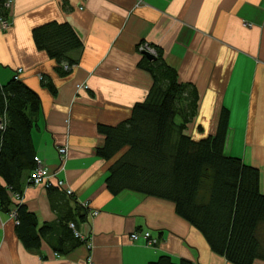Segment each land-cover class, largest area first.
Here are the masks:
<instances>
[{
  "label": "crops",
  "instance_id": "obj_1",
  "mask_svg": "<svg viewBox=\"0 0 264 264\" xmlns=\"http://www.w3.org/2000/svg\"><path fill=\"white\" fill-rule=\"evenodd\" d=\"M10 1L4 9L8 27L0 22V83L21 68L20 80L39 93L33 141L54 184L52 189L32 185L29 173L23 180L21 203L36 213L39 226H51L39 249L27 248L15 219L0 212V264H149L163 254L175 262L234 264L212 250L174 202L108 190L110 167L123 151L109 159L97 153L106 139L99 126L121 124L148 96L154 78L140 62L141 45L149 44L150 53L156 58L161 53L176 72L178 83L194 91L191 116L184 100L175 122L201 140L216 134L228 109L225 154L257 166L264 192V0ZM50 21L70 24L83 41L73 53L76 63L63 76L33 37L35 27ZM44 76L55 94L41 84ZM74 216L87 242L72 237L67 221ZM145 230L158 238L156 246L132 239Z\"/></svg>",
  "mask_w": 264,
  "mask_h": 264
},
{
  "label": "trees",
  "instance_id": "obj_2",
  "mask_svg": "<svg viewBox=\"0 0 264 264\" xmlns=\"http://www.w3.org/2000/svg\"><path fill=\"white\" fill-rule=\"evenodd\" d=\"M6 3L7 0H0V17L10 21L9 11H4ZM33 37L38 49L56 60L62 76L69 71L65 64L73 67V53L83 47L78 33L66 22L39 25L34 28ZM140 66L154 78L146 99L136 103L131 116L121 124L99 126L106 139L97 153L109 159L123 151L110 167L108 190L113 195L130 190L174 202L178 214L202 232L212 250L234 264H254L256 259H264L261 171L257 166L244 164L241 158L225 154L229 110L223 109L215 135L195 140L185 132L184 123L175 122L179 102L187 100V114L191 116L193 112L192 87L178 83L176 72L161 53L152 60L144 55ZM41 84L52 93L57 92L50 77L44 76ZM41 107L39 93L20 78L14 76L7 83H0V212L17 210L16 232L24 245L33 250L40 248L51 226H39L36 213L21 201L17 206L12 192H22L25 175L29 173L30 180V172L39 164L32 115ZM52 185L48 188L52 189ZM63 192L72 196L65 189ZM68 200L64 198L62 203L70 207ZM76 220L74 216L67 221L72 237L75 242H87V237L76 235ZM134 233L139 235L135 241L144 239L151 246L158 243L150 242L154 240L150 231ZM149 264L193 263L186 259L175 262L163 254Z\"/></svg>",
  "mask_w": 264,
  "mask_h": 264
},
{
  "label": "built area",
  "instance_id": "obj_3",
  "mask_svg": "<svg viewBox=\"0 0 264 264\" xmlns=\"http://www.w3.org/2000/svg\"><path fill=\"white\" fill-rule=\"evenodd\" d=\"M11 3L10 0H7V3H6V6H9ZM0 22L2 23V26L4 28L8 27V23L9 21L5 20L4 18H2V16L0 17ZM141 50L143 51H149V52H153V48L148 45V44H144V45H141ZM64 68L66 70H69L70 68H72V66L70 65H66L64 66ZM22 71V69H18L15 73V78L16 79H19V73ZM87 85H78V88H86ZM1 125V124H0ZM66 148H61L60 149V152L61 153H65L66 152ZM30 181H32L35 185H44L46 186L48 183H51L52 181L50 180V176L48 174V171L47 169L45 168V166L42 165V163L39 162L38 166L36 169L32 170L30 172ZM57 184L60 186V187H65V183L63 180H58ZM65 190L71 194L72 193V190L70 189H66ZM15 196L14 198L17 199V200H21L22 199V194H18V192H12V196ZM11 216L15 219V221L17 222V219H16V216L17 215V210L13 209L11 210L10 212ZM93 214H97V212L95 211ZM71 226L72 227H75L73 223H71ZM76 235H81V233L79 231H76ZM82 236V235H81ZM149 236V232H146L145 233V237H148ZM132 239L136 240L139 238V235L137 233H133L131 235ZM150 242H155V240H152L150 239Z\"/></svg>",
  "mask_w": 264,
  "mask_h": 264
},
{
  "label": "rangeland",
  "instance_id": "obj_4",
  "mask_svg": "<svg viewBox=\"0 0 264 264\" xmlns=\"http://www.w3.org/2000/svg\"><path fill=\"white\" fill-rule=\"evenodd\" d=\"M148 45H149V44H148ZM184 104H188V101L186 100V101L184 102ZM51 183L54 184L53 182H51ZM52 184L48 183L46 186H44V185H43V186L48 188V187H50L49 185H52ZM56 184H57V183H56ZM38 185H40V184H38ZM57 185H58V184H57ZM52 186H53V185H52ZM58 186H59V185H58ZM59 187H60V186H59ZM21 193H22V192H18V194H21ZM14 197H15V196L13 195L12 198H13V200L15 201L16 205L18 206V204H20V201H21V200H17V199H15ZM15 216H17V215H15ZM16 223H17V222H16ZM153 239H154L156 242L158 241L156 238H153Z\"/></svg>",
  "mask_w": 264,
  "mask_h": 264
},
{
  "label": "water",
  "instance_id": "obj_5",
  "mask_svg": "<svg viewBox=\"0 0 264 264\" xmlns=\"http://www.w3.org/2000/svg\"><path fill=\"white\" fill-rule=\"evenodd\" d=\"M148 59H155L156 56L153 53H150L149 51H143L142 52Z\"/></svg>",
  "mask_w": 264,
  "mask_h": 264
}]
</instances>
